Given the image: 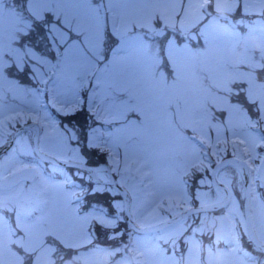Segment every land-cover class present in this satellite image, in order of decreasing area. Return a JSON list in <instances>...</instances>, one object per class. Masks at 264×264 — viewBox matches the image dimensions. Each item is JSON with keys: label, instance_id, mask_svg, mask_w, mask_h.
Returning <instances> with one entry per match:
<instances>
[{"label": "snow or ice", "instance_id": "1", "mask_svg": "<svg viewBox=\"0 0 264 264\" xmlns=\"http://www.w3.org/2000/svg\"><path fill=\"white\" fill-rule=\"evenodd\" d=\"M0 264H264V0H0Z\"/></svg>", "mask_w": 264, "mask_h": 264}]
</instances>
